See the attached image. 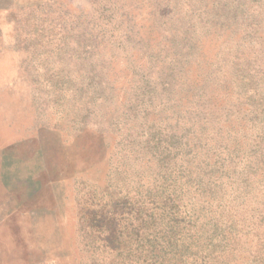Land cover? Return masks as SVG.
Segmentation results:
<instances>
[{
	"label": "rangeland",
	"instance_id": "1",
	"mask_svg": "<svg viewBox=\"0 0 264 264\" xmlns=\"http://www.w3.org/2000/svg\"><path fill=\"white\" fill-rule=\"evenodd\" d=\"M0 264H264V0H0Z\"/></svg>",
	"mask_w": 264,
	"mask_h": 264
},
{
	"label": "trees",
	"instance_id": "2",
	"mask_svg": "<svg viewBox=\"0 0 264 264\" xmlns=\"http://www.w3.org/2000/svg\"><path fill=\"white\" fill-rule=\"evenodd\" d=\"M55 166V165H54Z\"/></svg>",
	"mask_w": 264,
	"mask_h": 264
}]
</instances>
